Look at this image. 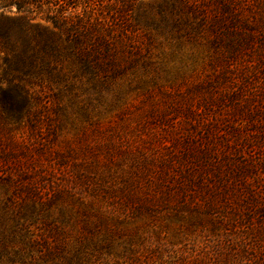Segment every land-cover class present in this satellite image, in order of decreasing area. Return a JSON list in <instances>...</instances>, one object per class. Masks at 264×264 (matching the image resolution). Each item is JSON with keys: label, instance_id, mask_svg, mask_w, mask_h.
Listing matches in <instances>:
<instances>
[{"label": "trees", "instance_id": "16d2710c", "mask_svg": "<svg viewBox=\"0 0 264 264\" xmlns=\"http://www.w3.org/2000/svg\"><path fill=\"white\" fill-rule=\"evenodd\" d=\"M137 1L0 0V133L11 132L25 119L30 131L38 134L35 120L40 110L41 118L47 120L46 127L54 132L63 118L67 120L69 111L85 120L93 101L99 107L104 106L106 91L118 80L130 77L128 89H139L142 80L137 77L138 71L154 65L150 59L154 40L149 20L146 17L139 20L135 13ZM170 1V10L159 9V33L175 37L179 50L185 40H194L195 56L204 46L206 59L202 60V66L212 72L216 85L223 89L214 96L212 93L218 90L213 88L208 100L203 97L196 106L191 101L185 102L183 108L177 103L172 108L175 118L181 113L191 125L195 115H208L215 105L226 106L227 100L238 101L243 93L253 90L250 97L257 103L250 117L247 115L248 122L264 123V106L258 102L264 98V0ZM12 8L14 16H10ZM44 8L50 27H41L29 18ZM166 42L164 37L160 45ZM148 80L151 82V78ZM145 82L142 91L148 95L149 86ZM121 89L115 91L114 102L123 96ZM36 103L41 104L33 109ZM146 113L140 116L146 125L150 117H158L160 124L169 121L163 120V111L151 108ZM226 119L228 125L232 118L227 114ZM246 125L242 130L229 126L224 134L227 137L218 141L212 136L219 135L215 126L203 128L200 138L190 126L173 143L183 147L176 160L182 179L189 178L202 186L215 185L217 197L233 190L245 197L248 215L240 220L212 216L216 212L215 202L207 205L211 232L205 238L212 244L210 249L215 257H222L223 264L264 263V188H260L262 184L257 177L264 173V129ZM240 131L244 141L237 138ZM111 136L110 146L123 144L120 138L116 141ZM3 140H0V264H24L26 250L34 248L38 240H45L46 233L52 237L57 232L55 221L50 218L53 207L72 210L64 205L71 202L86 217L91 205L86 198L89 194L82 192L90 186L88 177L78 178L83 190L75 196L72 187L55 183L56 167L52 159L41 161L42 155L55 158L56 152L46 146H15L12 135ZM5 142L9 146H2ZM113 212L107 209L102 212L97 207L91 234L99 231L100 238L89 244L90 249L87 242L80 241L75 256L87 249L95 252L90 264L106 259L114 242L118 243L111 236L122 233L147 210L136 208L128 215ZM253 215L254 230L250 229ZM179 219L188 222L184 217ZM199 219L193 216L189 221ZM111 223L118 226L113 228ZM74 263L75 260L69 259L67 264Z\"/></svg>", "mask_w": 264, "mask_h": 264}, {"label": "rangeland", "instance_id": "374dc122", "mask_svg": "<svg viewBox=\"0 0 264 264\" xmlns=\"http://www.w3.org/2000/svg\"><path fill=\"white\" fill-rule=\"evenodd\" d=\"M135 7L139 20H143V17L149 20L154 40L150 54L154 65L138 71L137 77L142 80L139 89H128L130 77L118 80L106 91L104 106L99 107L93 101L88 109L90 115L85 120L73 110L69 111L67 120L63 118L62 124L54 132L46 127L47 120L41 118L40 110L35 120L38 134L30 131L25 119L11 132L0 133V140L12 135L15 146H46L47 150L56 152L55 158L45 154L41 156V161L52 159L51 163L56 167L55 183L61 187H72L75 196L83 190L78 178L88 177L90 186L82 192L86 196L89 194L86 198L91 205L86 217L71 202L64 205L72 210L63 211L53 207L50 218L55 221L57 232H53L52 237L45 232V240H38L34 248L26 250L24 264H67L69 259L75 260L74 264H87L88 259L90 264L95 252L86 249L82 255L75 256V249L79 248L80 241L87 242L86 247L90 249L89 244L100 238L99 231L91 234L97 207L102 212L107 209L115 210V214L127 215L136 208L147 210V213L143 212L128 224L122 233L111 236L112 241L118 243L114 242L110 255L97 264H175L181 261L186 264H223L222 257H215L210 249L212 244L205 238L211 232L207 223V205L215 202L216 212L212 216L219 218L225 216L240 220L248 215L244 209L245 197L235 190L217 197L215 185L204 183L202 186L189 178L182 179L178 175L176 160L183 147L174 146L173 143L190 126L194 127L197 138L204 133L203 128L215 126L214 129L222 137L212 135L214 141L227 137L224 134L229 126L242 130L246 123V127L264 129V123L248 122L247 115L250 117L257 103L250 97L253 90L243 93L238 101L227 100L226 106L215 105L208 115H195L193 125L185 122L186 116H181V113L175 118L173 106L179 104L183 108L187 101L196 106L201 98L208 100L213 88L218 90L212 93L214 96L223 89L216 85L212 72L205 71L202 66V60L206 59L204 46L195 56L194 40H185L183 48L179 50L175 37L168 38V34L159 33V9L170 10V0H138ZM10 10V16H14V8ZM45 16L44 8L41 12L32 13L29 18L41 27H50ZM164 37H167V42L161 46ZM230 72L226 73L229 75ZM144 80L149 86L148 95H143ZM119 87L123 96L119 102H114L115 91ZM258 102L264 106V98H259ZM40 104L36 103L33 109ZM151 108L163 111V120L169 118L168 123L160 124L158 117H150L149 123L144 124L140 116L147 114ZM227 114L232 118L228 125ZM111 135L115 136L116 141L120 138L123 144L110 146ZM237 138L244 141L242 131ZM230 141H234V138H230ZM2 146L9 145L5 142ZM257 177L262 184L260 188H264V173H259ZM193 216L201 220L189 221ZM253 216L250 222L252 230L256 227V216ZM180 217L188 222L180 221ZM115 225L118 226V223H111L113 228ZM49 252L55 254L47 255ZM257 257L261 256L257 254Z\"/></svg>", "mask_w": 264, "mask_h": 264}]
</instances>
